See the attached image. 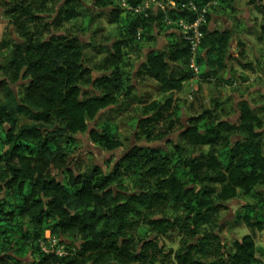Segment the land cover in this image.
<instances>
[{
	"label": "trees",
	"instance_id": "16d2710c",
	"mask_svg": "<svg viewBox=\"0 0 264 264\" xmlns=\"http://www.w3.org/2000/svg\"><path fill=\"white\" fill-rule=\"evenodd\" d=\"M126 1L135 7L146 0ZM175 1L176 7L136 13L114 0H95L94 10L111 8L108 15L122 38L109 46L94 45L106 54L93 64L87 55L90 42L82 36L93 19L84 15L82 0H0L17 34L2 44L12 46L2 66L3 84L19 88L8 86L0 101V191L5 192L0 197V264H264V248L259 257L256 244L257 233L264 231V195L258 190L264 187V120L247 103L232 124L199 101L181 133L193 149L188 158L175 143L172 155L163 148L132 147L112 172L79 167L70 159L79 148L78 136L87 132L102 150L120 149L117 123L101 119L131 108L136 99L145 103L135 121L145 140H163L185 128L180 112L173 111L172 96L147 103L133 94V85L124 90L123 49L131 42L157 40L167 32L168 46L150 48L136 67L137 76L156 81L162 94L181 91L196 77L206 83L219 76L231 83V61L246 57V44L235 30L214 27L211 12L218 7L234 11L233 0ZM189 2L198 9L211 3L196 56L181 28L167 24L194 20L195 13L179 6ZM82 16L83 33H73L67 25ZM260 31L264 41V23ZM236 48L239 52L233 54ZM193 57L199 74L190 66ZM123 91L125 102L118 96ZM22 119L27 123L20 125ZM93 121L96 127L90 130ZM235 133L240 141L233 140ZM239 193L250 202L232 221L250 233L227 248L220 214L224 201ZM173 231L183 240L169 253L160 240ZM47 233L67 243L70 253L43 251L40 241ZM152 233L155 239H149ZM66 236L78 244L62 240ZM29 253L36 259L22 260Z\"/></svg>",
	"mask_w": 264,
	"mask_h": 264
},
{
	"label": "rangeland",
	"instance_id": "374dc122",
	"mask_svg": "<svg viewBox=\"0 0 264 264\" xmlns=\"http://www.w3.org/2000/svg\"><path fill=\"white\" fill-rule=\"evenodd\" d=\"M86 6V10H83L84 15L88 16L92 20L91 25L87 31L82 35L83 38L90 42V46L87 49V55L93 64H98L105 57L106 53H98L99 49L94 48V45L100 44L109 46L115 40L122 38L121 30L119 26L111 21L108 13L111 8H105L102 10H94L95 0H82ZM123 0H114L116 5H122ZM235 10L218 7L216 10H212L211 24L220 29H233L238 32V40L243 41L246 44V57L241 61H231L232 69L229 68L232 75L231 83L220 81V77L216 76L211 79L210 82L203 83L199 80V77L186 82L181 91L174 93L162 94L158 88L156 81L152 79L141 80V77L137 76L134 70L144 60L147 51L150 48L164 49L168 46L167 32L161 33L157 40L152 41H134L124 47V60L122 64L123 72H125L124 87L125 91L129 86L133 85L132 92L135 96H144L145 102L150 103L152 101H163L170 96L173 97V111L178 110L180 112L181 122L185 128L179 127L177 133H173L163 140L147 141L143 136H139L136 129V118L139 115L140 110L145 106V103L141 104L138 99L135 100L131 108L115 110L114 112H108L103 114L101 120L110 119L115 121L118 126V136L123 142V146L114 152L102 150L98 145L90 140L89 132L80 134L78 136L79 148L75 151L70 159L75 161L76 166L79 167H93L97 166L106 172H112L119 160L135 146H153L156 148H163L169 155L174 153V144L180 145L185 151L183 159L188 158L190 152L193 151L192 146L187 143L186 140L181 138V133L190 124V116L195 111L199 110V101L207 108H211L214 115H218L221 119H225L228 122L234 124L238 123L240 116V109L243 103H247L252 110H254L264 120V41L260 31L261 25L264 23V15L259 11V6L262 5L261 0L252 2V0H233ZM211 10V9H210ZM83 15V16H84ZM83 16L79 17L76 21L67 25L73 33L81 32L80 27L83 22ZM17 39L15 32V26L11 24L10 19L4 14L3 9L0 7V101L4 100L6 88L11 87L18 91L17 85L9 83L3 84L5 76L2 71V66L7 64L11 52L12 46L4 48L3 42H13ZM237 39H234L237 41ZM234 41V42H235ZM239 49L236 48L233 54H237ZM95 75H97L95 73ZM124 91L118 96L120 101L125 102L126 98ZM146 103V104H147ZM172 111V112H173ZM27 123V120H20V125ZM96 127V122H89V129L92 130ZM234 141H240L242 137L239 134H233ZM201 149H197L195 154H198ZM207 150V147L204 148ZM75 167V165H73ZM51 173L57 175L60 180H63V174L59 173L56 168H51ZM128 182V181H127ZM131 189V188H129ZM258 190L264 195V187H259ZM5 194L4 191H0V197ZM1 199V198H0ZM220 202V200H218ZM250 200L244 197L241 193L237 194L234 198L224 201L226 208L221 211V221L225 225V229L222 231V237L225 241L227 248L232 244L234 240L241 239L244 235L250 233V229L244 224L236 225L234 221L236 213H238L245 204ZM170 216L174 213L169 212ZM182 214V213H180ZM29 225V220L25 219L24 226ZM45 235V239L40 241V247L46 253H52L44 250L48 248L50 250L51 242ZM154 234H151L149 239H155ZM60 242L55 250L58 248V254L64 256L69 254L68 245L65 242ZM62 240L70 243L72 246L78 244V239L75 237L66 236ZM183 236L178 231L170 232L167 236L162 237L160 240V246H162L167 252L176 251L181 246ZM256 244L259 247L258 256H262L260 251L264 248V231L258 232L256 235ZM74 250V247H71ZM65 252V253H64ZM56 253V252H54ZM57 254V253H56ZM36 256L33 254H26L25 262H33ZM213 259L211 258L210 261ZM5 264H13L12 261Z\"/></svg>",
	"mask_w": 264,
	"mask_h": 264
},
{
	"label": "built area",
	"instance_id": "2783aa9c",
	"mask_svg": "<svg viewBox=\"0 0 264 264\" xmlns=\"http://www.w3.org/2000/svg\"><path fill=\"white\" fill-rule=\"evenodd\" d=\"M167 4L172 7L177 6V2L175 0H162V1L146 0L142 4L135 7L130 6L126 0H123L122 2V6L124 8H127L128 10L134 11L136 13L149 10L153 6L160 7L162 10H165ZM210 4L211 3H209L205 8L202 9H198V7L193 2H189L188 4H180L179 6L183 8H187L192 13H195L197 15L196 18L194 20H190L188 18H181L176 20L175 22L167 21L168 22L167 24H175L176 26L181 28L185 37L191 44V48L194 56L197 55L198 48L202 44V40L204 37L202 26L207 23V16L210 11L209 9ZM190 66L195 71L196 74H199L200 67L197 64L196 59L194 57L191 60ZM47 237L48 240L51 242L50 244L51 248L50 250H48V248H44V250L50 251L52 253L56 252L58 254L59 248L55 250V247L58 246L59 244L58 238L51 236L49 233Z\"/></svg>",
	"mask_w": 264,
	"mask_h": 264
},
{
	"label": "crops",
	"instance_id": "0c3cea01",
	"mask_svg": "<svg viewBox=\"0 0 264 264\" xmlns=\"http://www.w3.org/2000/svg\"><path fill=\"white\" fill-rule=\"evenodd\" d=\"M137 71V68L134 70V72H136Z\"/></svg>",
	"mask_w": 264,
	"mask_h": 264
}]
</instances>
